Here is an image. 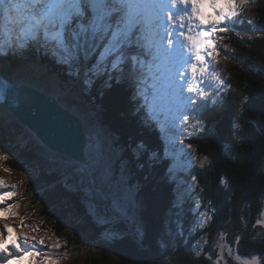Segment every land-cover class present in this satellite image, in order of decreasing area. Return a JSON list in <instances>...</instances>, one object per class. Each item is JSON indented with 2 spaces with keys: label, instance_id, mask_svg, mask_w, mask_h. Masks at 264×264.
Listing matches in <instances>:
<instances>
[{
  "label": "trees",
  "instance_id": "16d2710c",
  "mask_svg": "<svg viewBox=\"0 0 264 264\" xmlns=\"http://www.w3.org/2000/svg\"><path fill=\"white\" fill-rule=\"evenodd\" d=\"M238 10L246 20L225 24L228 31L216 34L219 55L212 59L208 81L202 87L205 98L197 99L206 105L191 109L204 119L219 104L208 120L211 132L195 125L184 138L178 114L170 118L159 107L152 106L154 116L150 118L137 103L142 98L136 96L126 74L108 88L107 75L85 85L83 70L76 75L67 66L52 67L50 71L64 83L84 92L87 105L100 116V129L114 139L110 149L116 150L118 161L110 170L108 186L95 174L100 192L93 186L76 189L74 175L37 164V159L42 160L37 149H21L16 138L0 130V162L10 172L29 176L25 191L34 198L31 210L58 239L55 254L79 252L109 237L112 254L102 252L101 264H107L110 256L118 264H251L253 260L264 264V0L244 5L238 0ZM216 78L224 84L217 85ZM149 81L153 105L160 88ZM188 144L197 148L205 164L182 168ZM88 155L96 173L100 159L91 151ZM173 173L180 175L172 179ZM180 176L183 197L188 199L183 209L177 184ZM125 189L131 190L136 209L127 215L122 211ZM72 216L77 218L73 229H68Z\"/></svg>",
  "mask_w": 264,
  "mask_h": 264
},
{
  "label": "snow or ice",
  "instance_id": "6c2138e0",
  "mask_svg": "<svg viewBox=\"0 0 264 264\" xmlns=\"http://www.w3.org/2000/svg\"><path fill=\"white\" fill-rule=\"evenodd\" d=\"M247 0H239L246 3ZM172 6L190 5V15L174 16L167 14L170 28L176 26L187 28L189 34L181 30L179 36L188 41L189 51L193 53L196 63H191V72H197L198 64L203 65L206 52L213 60L219 55L216 50V41L212 37L219 32H227V27H221L226 19L239 15L238 0H170ZM210 10V11H209ZM167 11V5L162 0H0V19L13 25H27L28 31L35 39L37 33L43 35V46L51 51L58 64L67 66L79 75L83 70L86 79L85 85L94 83V78L107 75L105 86L110 88L112 81L120 83L127 78L133 84L137 97L143 99L142 109L154 116L149 100V80H154L149 57H155L154 50L163 46V36L160 33V13ZM195 21L197 31L192 33V24ZM6 24H0V31ZM207 28L208 30H199ZM168 35H173L172 31ZM167 44L173 46V40L168 39ZM210 49V51H209ZM166 52L167 49H164ZM206 71L200 68L201 74ZM119 73L120 75H113ZM69 75L73 71H69ZM176 75H181L177 70ZM219 79V78H218ZM199 83V82H197ZM221 85L224 80L219 79ZM153 88L155 85H151ZM188 92H197L201 99L205 98V89L189 85ZM182 93V89H181ZM155 93L153 94V98ZM178 99L185 105H203L191 96L178 95ZM189 119L186 112L181 113V122ZM181 131H187L182 128ZM191 135V133H189ZM89 145L94 151L102 146L100 134L92 127L89 132ZM140 148L144 145L141 143ZM192 147L191 144L188 145ZM155 155V154H154ZM7 159V156L2 157ZM125 204L122 211L127 215L135 212L134 198L129 189L125 195ZM7 227V225H5ZM143 235V229H140ZM24 244L29 241L25 239ZM43 241H41V244ZM6 237L0 235V264L10 261V258L20 259V247L13 244L14 252L8 251ZM54 247H59L57 242ZM37 252L26 251L24 256H35ZM51 264H56L52 261ZM251 264H258L253 260Z\"/></svg>",
  "mask_w": 264,
  "mask_h": 264
},
{
  "label": "rangeland",
  "instance_id": "374dc122",
  "mask_svg": "<svg viewBox=\"0 0 264 264\" xmlns=\"http://www.w3.org/2000/svg\"><path fill=\"white\" fill-rule=\"evenodd\" d=\"M247 1L250 2L251 0H247ZM163 14H164V12L160 13V17ZM240 18L243 20H246L243 14L241 15ZM160 33L162 34V36L163 35L166 36V33L162 30V27L160 28ZM17 34H18V32L16 33V36H17ZM24 37H26V35ZM20 38H21V36H20ZM21 39H23V38H21ZM183 39L184 38H182V41H183ZM19 42H21L20 46H23L25 43L24 39L22 41L19 40ZM39 42H43V37L38 41V43ZM16 50H17V48H16ZM16 50L14 52L15 54L14 53L9 54L8 56L9 57L14 56V58L17 60V63H19L21 61L23 64H26V63H29V64L31 63L33 65L36 64V63H34L33 60L31 61L30 59H27V53H28L27 49L24 50L21 57H20V55H19V57H17V55H16V54L21 53L20 52L21 49L17 50V51ZM209 51H210V49H209ZM154 52H155V50H154ZM169 56H171V54H169ZM6 60H8V59L6 58ZM206 62H207V57H206ZM206 62L203 65H200V66L198 65L197 72L195 74H193L191 72V69L188 72H185L181 81L178 80L177 78H174L172 81H169L170 78L165 71H157V73H156V71H154V76H155V78L159 77L161 82L166 84L167 90L172 91V93H174L173 96H174L176 101L179 100L178 95H180V94H182L184 97L191 96L193 98V100H197L198 93L197 92H191L190 93V92H188L187 89H188L189 85L200 87L201 84H199L197 82L199 81V79L201 80V78L204 75V73L201 74L200 68L205 69ZM33 65L21 67V66H18L17 64H14V66H16V68L13 67L12 65H10L9 68H12L16 73H18L19 70H24V73L26 74V72L29 69L34 67ZM36 65H38V64H36ZM9 68H8V70H9ZM228 68L231 69V66H229ZM34 69H33V73H35V74L38 73L39 75H41L43 82L45 81L44 83L42 81L41 82L45 86L50 85L49 83H53L55 85L53 90L56 89V87L57 88L60 87L57 90V92L60 95L63 94V95H61L62 101L67 103L66 105H72L73 108H75L76 110H78L79 112L82 113L83 118L86 121L87 127L89 128L88 134H89L90 129L92 127H94L96 129L97 133L102 134V136H101L102 146L100 147V150L97 152V151L90 149V151L95 153L97 155V157L100 159L99 164L96 166V173L95 174H100L102 177V183L108 186L110 183L109 182L110 170L112 167L115 166L118 159H116V157H115L116 156V150L113 151L110 149V146H113L114 139L110 138L109 134H108L109 138L106 137L105 134L103 133V131L99 127L98 121H99L100 116L98 117L97 114L92 112L91 106L87 105V103L84 99V96H85L84 92H76L73 89L75 86H68L66 81H65V85L62 84V86L67 90H68V88L71 89V87H72V90L64 91L62 89V86L60 85V83L58 82V80L56 78H54V79L48 78L46 73H44L41 69L39 71H36V69L35 70ZM159 69H162V68L157 67V70H159ZM9 74L11 75V74H13V72L12 73L9 72ZM14 77H15V75H14ZM22 78H24V77H22ZM30 79H33V78H30ZM182 81H183V83H182ZM216 81H217L216 84L219 85L220 83H219V80L217 78H216ZM216 84L213 86H217ZM208 86L210 87V90H211L212 84H209ZM217 87H219V86H217ZM181 89H182V93H181ZM223 90H224V88L222 86V91ZM218 96H219V93H217L215 95V97H217V98H218ZM200 104L203 106L206 105V103L203 101H200ZM191 106H192V104H188L186 107L184 104L179 106V108L181 110L179 113L180 116L178 115V118H177V120H178L177 123H180V131L182 128H185V127L187 128V131H182V133L184 134L183 135L184 138L190 136L189 133L192 134L193 127L195 125H197L198 128L204 127L203 131H207V132L210 131L211 132L212 129H208L209 128L208 127V125H209L208 120H210V117L213 116V114H215V111L219 107V104L214 105L211 108V110H209V112L205 115L204 119L201 117V116H203V114H200V116H199V113L197 110L190 112L189 109L191 108ZM182 112H186L188 114L189 119L187 122H181V113ZM206 116H209V117L206 118ZM173 124L175 125V123H173ZM173 124H171V125H173ZM0 130H4L12 138H16L17 139L16 145H19L21 149H26V150L30 149V148L37 149L38 154L41 156V159H42V160L37 159V164H40V165L43 164L44 167H46L48 170L60 172L66 176L74 175V178H75L74 184L76 186V189L78 188V189H89L90 190L89 187L92 186L93 181L90 178V176H87V174L85 173L84 170L76 167L75 163L71 162L70 160H68L64 157L58 156L55 153L47 150L37 140V138L35 136L30 135L26 131V128L22 127L18 122L13 121L12 119L10 120L7 117H2V118H0ZM89 148H90V145H89ZM187 150H188V152H187L188 158L182 167L183 169L189 170L193 164H195L196 166H197V164H205L206 159L198 153L197 148L194 145H192L191 148L188 147ZM5 153L9 154V152H5ZM87 156H88V154H87ZM114 162H115V164H114ZM173 170H176V168H173ZM177 170L179 171V169H177ZM178 174L179 173H176V174L173 173L172 179H176L180 175V174L179 175ZM181 177L182 176H180V180L177 182V184H178V190H179V192H181V196L178 195L180 198L179 199V205L182 208V206H185L187 204L188 199L183 197L184 185L181 183L182 182ZM123 181H125V180H122V182ZM28 182H31V181H30L29 176L26 173L20 172V173L14 175V174H11V173H9L5 170H2L0 168V235H3L4 237H6V243L12 242V244H19L21 239H24V240L27 239L29 241V246H28V248H25V250L21 253L24 254V252H26V251H32V252L39 253L38 255H35V256H24L23 255V257L21 258V261H20L23 264H51V262L46 257L47 252H48L47 248L50 247V242H51V240L49 239L50 234L48 235V233H49L48 229L49 228H47L44 225H41L37 221L38 217L36 216V213L33 212V210H31L32 202H33L34 198L32 199V201L30 200V202L27 204H25V203H26V201H29L28 198L23 200V198L25 196L24 187L26 186V184H28ZM120 184L123 185V183H121V182H120ZM126 187H128V186L126 185ZM94 189H96V188L94 187ZM127 191H128L127 189L124 190L125 195H126ZM20 201H23L22 204H25L22 208L24 210L23 214L22 215L20 214V217L18 215L14 216V218L7 216V214H10V215L12 214L11 212L9 213L8 211L10 209L14 208L15 206H17L18 205L17 202H20ZM196 204H198V202H196ZM18 211H19V208L16 207L14 209L13 213L18 212ZM201 213H202V216L205 217V213L203 211ZM76 218H77V216H72V217H70V219H68V221H67V228L68 229H73L72 224H74ZM202 219H203V222L201 221ZM201 220L200 221L202 223H204V218H201ZM81 221H83V220L80 219L79 222H81ZM5 225H7V227H5ZM46 230L48 231V233H46ZM17 234H18V237L14 239V237ZM41 241H43L42 244H41ZM56 241H58V239H56ZM109 241H111V239L109 237H102V238H99L96 241H94L90 246L87 245L85 247L79 248L78 250H80V251L76 255H74L68 259V264H101L100 262L102 260H104L103 255H101L102 252L108 251L110 254H112L110 252L109 247H108ZM107 261H108L107 264H118L117 259L114 256H110ZM248 263H244V264H248ZM59 264H62V263H59Z\"/></svg>",
  "mask_w": 264,
  "mask_h": 264
},
{
  "label": "water",
  "instance_id": "95a60500",
  "mask_svg": "<svg viewBox=\"0 0 264 264\" xmlns=\"http://www.w3.org/2000/svg\"><path fill=\"white\" fill-rule=\"evenodd\" d=\"M3 103L9 106L16 122L27 127L47 150L89 166L88 130L79 114L46 92L21 83L8 84Z\"/></svg>",
  "mask_w": 264,
  "mask_h": 264
},
{
  "label": "bare ground",
  "instance_id": "6f19581e",
  "mask_svg": "<svg viewBox=\"0 0 264 264\" xmlns=\"http://www.w3.org/2000/svg\"><path fill=\"white\" fill-rule=\"evenodd\" d=\"M0 23L1 24H6V28L4 29V30H2L1 31V36H0V52L1 53H4L5 54V57L6 58H8V59H11V60H13V61H11V62H13L14 64H17L18 66H21V67H25V66H32V64H29V63H26V64H23L21 61L19 62V63H17V60L14 58V56L13 57H9L8 55L9 54H13L14 52H15V50H14V48H13V42L9 39L10 37H9V35L7 34L9 31H11L12 33H14V34H16L17 33V31L19 32V33H21V38H23V36H24V34H25V31L27 32V34H29V36H27V37H24V41L28 44L29 42H32V43H35L36 42V39L37 38H39L38 36V33H37V35H36V37H35V39L33 38V36H32V34L28 31V28L27 27H25L26 25H24V26H20V25H13V24H11V23H9V22H6V21H4L3 19H0ZM240 29V28H239ZM18 50V49H17ZM16 50V51H17ZM20 50V49H19ZM15 54V53H14ZM17 55V57H19V55H20V57H21V53H19V54H16ZM161 56H164V52H163V54L161 55ZM150 58L151 59H153V56H150ZM165 59H167V57H164ZM22 60V59H21ZM154 60H158L157 58H155L154 57ZM168 61H171V59H169L168 58ZM169 64H171V63H169ZM0 66H1V70H0V75L1 76H3V77H7V74L9 73V72H13V74H15L16 76L14 77V78H11V80H10V82L12 83V85L14 84V85H17V84H19V83H21V84H24V85H26V86H29V87H34V88H36V89H38V90H40L39 88H41V89H43V90H45V92H47L48 94L47 95H49V97L51 96V97H56V89H54L53 90V88L55 87V85L53 84V83H51L52 85H49V87H46L40 80V78H41V75H39L38 73H33V69L35 68V67H32L31 69H29L27 72H26V74L24 73V70H19V72L18 73H16L12 68H9V66H10V64L9 65H7V66H3V57L2 56H0ZM8 68H9V70H8ZM36 69V71H39L40 70V68H35ZM34 69V70H35ZM12 70V71H11ZM19 74V75H18ZM41 74V73H40ZM24 77V78H22V77ZM19 77V78H18ZM33 78V79H30V78ZM40 77V78H39ZM36 81H35V80ZM149 83H150V81H149ZM40 84V85H39ZM71 86H75L74 84H72ZM42 90V91H43ZM137 103L139 104V106H141L142 105V103H143V99H141L140 101H137ZM11 110L9 109V106H7V105H5L4 103H0V118H2V117H7V118H9L10 120L12 119L13 121H15L16 122V120L14 119V118H12V116H11V112H10ZM72 111L73 112H76V111H74L73 109H72ZM135 115V114H134ZM26 127V126H25ZM26 131L30 134V135H32L31 133H30V131H29V129L26 127ZM39 140V139H38ZM177 140V139H176ZM40 141V140H39ZM18 237V234L14 237V239L15 238H17ZM23 241H24V239H21V241L19 242V247H20V253L21 252H23L24 250H25V248H28V246H29V243L26 245V244H24L23 243ZM8 245H13L12 244V242H9L8 243ZM13 249V251H15V249L14 248H12ZM20 256H21V258L23 257V253H21L20 254ZM21 258L20 259H18L19 261L21 260ZM16 260V259H15ZM60 260V259H59ZM17 261V260H16ZM20 264H23L22 262H20Z\"/></svg>",
  "mask_w": 264,
  "mask_h": 264
}]
</instances>
